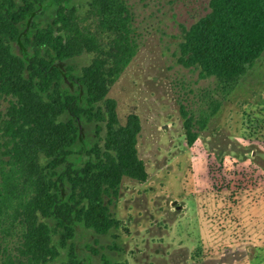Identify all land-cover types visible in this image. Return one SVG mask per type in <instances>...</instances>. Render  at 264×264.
I'll return each mask as SVG.
<instances>
[{
  "label": "trees",
  "instance_id": "trees-1",
  "mask_svg": "<svg viewBox=\"0 0 264 264\" xmlns=\"http://www.w3.org/2000/svg\"><path fill=\"white\" fill-rule=\"evenodd\" d=\"M46 1L0 0V264H91L77 242L118 229L109 205L121 180L147 177L138 118L120 125L106 97L137 50L126 1L90 0L79 13L55 0L54 19L37 24ZM179 51L185 67L214 80L196 113L179 107L191 147L264 59V0H209ZM83 54L91 62L77 70ZM217 148L221 164L231 144ZM232 152L245 155L237 143Z\"/></svg>",
  "mask_w": 264,
  "mask_h": 264
},
{
  "label": "rangeland",
  "instance_id": "rangeland-1",
  "mask_svg": "<svg viewBox=\"0 0 264 264\" xmlns=\"http://www.w3.org/2000/svg\"><path fill=\"white\" fill-rule=\"evenodd\" d=\"M89 1L62 2L85 13ZM125 1L137 50L106 97L116 102L120 125L138 118L136 150L147 177L121 180L109 205L120 227L79 240V251L91 264H264V59L189 147L179 107L196 113L214 80L179 61V44L208 12L209 0ZM45 4L37 24L56 15L55 0ZM92 56L72 63L80 70ZM86 134L95 138L93 126ZM236 143L242 157L232 152ZM218 144H231L221 164L211 152L213 146L219 152Z\"/></svg>",
  "mask_w": 264,
  "mask_h": 264
}]
</instances>
